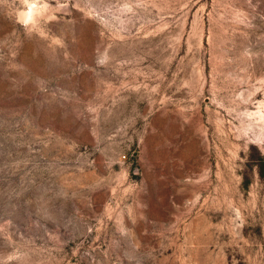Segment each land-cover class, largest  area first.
<instances>
[{
  "label": "rangeland",
  "instance_id": "rangeland-1",
  "mask_svg": "<svg viewBox=\"0 0 264 264\" xmlns=\"http://www.w3.org/2000/svg\"><path fill=\"white\" fill-rule=\"evenodd\" d=\"M0 264H264V0H0Z\"/></svg>",
  "mask_w": 264,
  "mask_h": 264
}]
</instances>
